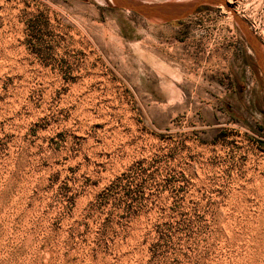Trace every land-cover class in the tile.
Instances as JSON below:
<instances>
[{"label": "rangeland", "instance_id": "1", "mask_svg": "<svg viewBox=\"0 0 264 264\" xmlns=\"http://www.w3.org/2000/svg\"><path fill=\"white\" fill-rule=\"evenodd\" d=\"M232 1L264 47V0ZM233 15L0 0V264H264V87Z\"/></svg>", "mask_w": 264, "mask_h": 264}, {"label": "water", "instance_id": "2", "mask_svg": "<svg viewBox=\"0 0 264 264\" xmlns=\"http://www.w3.org/2000/svg\"><path fill=\"white\" fill-rule=\"evenodd\" d=\"M115 6L134 11L139 15L154 21H170L181 19L193 12L200 5H227L226 0H110ZM236 22L245 37L252 46L261 64L264 75V61L261 55L260 42L249 30L248 25L240 18L235 17Z\"/></svg>", "mask_w": 264, "mask_h": 264}, {"label": "flooded vegetation", "instance_id": "3", "mask_svg": "<svg viewBox=\"0 0 264 264\" xmlns=\"http://www.w3.org/2000/svg\"><path fill=\"white\" fill-rule=\"evenodd\" d=\"M254 58L256 60V63L258 65V67L260 68V74L262 75V77H261L262 82L261 83H262V86L264 87V75H263V72H262V69H261V64H260V62H259V60H258V58L256 56L255 51H254ZM253 67H255L253 64L252 65L248 64V68L249 69H252ZM254 76H252V77H250L248 79H244L243 76H242V78H243V81H242L243 87H242L241 91H243L247 95L255 96L257 94L258 90L255 89V87L253 85H255V82H256V86H258V88H259V84L260 83H259V80L255 79L256 78V73L255 72H254Z\"/></svg>", "mask_w": 264, "mask_h": 264}, {"label": "bare ground", "instance_id": "4", "mask_svg": "<svg viewBox=\"0 0 264 264\" xmlns=\"http://www.w3.org/2000/svg\"><path fill=\"white\" fill-rule=\"evenodd\" d=\"M227 1V0H226ZM227 5H225L229 10L232 11V13L234 14L233 16L235 17H238L237 14L235 13V10L232 9V3H234L232 0H228L227 1ZM223 6V5H222ZM239 18V17H238ZM261 45V44H260ZM264 47H261L260 46V50H261V55H262V58H263V61H264Z\"/></svg>", "mask_w": 264, "mask_h": 264}]
</instances>
